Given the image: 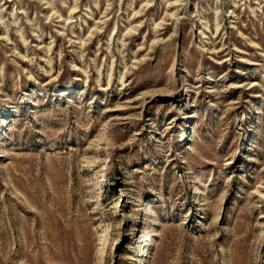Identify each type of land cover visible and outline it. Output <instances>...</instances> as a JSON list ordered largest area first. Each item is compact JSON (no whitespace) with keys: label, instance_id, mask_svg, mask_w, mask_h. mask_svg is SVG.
I'll return each instance as SVG.
<instances>
[{"label":"rangeland","instance_id":"rangeland-1","mask_svg":"<svg viewBox=\"0 0 264 264\" xmlns=\"http://www.w3.org/2000/svg\"><path fill=\"white\" fill-rule=\"evenodd\" d=\"M0 264H264V0H0Z\"/></svg>","mask_w":264,"mask_h":264}]
</instances>
